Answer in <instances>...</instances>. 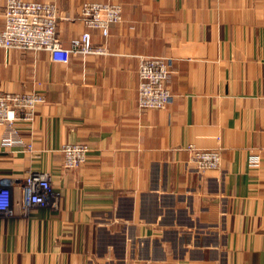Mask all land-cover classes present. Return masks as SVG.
Segmentation results:
<instances>
[{
  "label": "crops",
  "instance_id": "obj_1",
  "mask_svg": "<svg viewBox=\"0 0 264 264\" xmlns=\"http://www.w3.org/2000/svg\"><path fill=\"white\" fill-rule=\"evenodd\" d=\"M33 1L56 6L64 46L88 30L108 53L0 47V92L44 97L14 124L31 150H0V264H264V0ZM84 1L119 3L122 20L103 37ZM141 55L171 59L164 108L136 107ZM72 142L87 158L65 169ZM188 145L220 148V167H190ZM28 170L49 174L57 209L22 208Z\"/></svg>",
  "mask_w": 264,
  "mask_h": 264
},
{
  "label": "built area",
  "instance_id": "obj_2",
  "mask_svg": "<svg viewBox=\"0 0 264 264\" xmlns=\"http://www.w3.org/2000/svg\"><path fill=\"white\" fill-rule=\"evenodd\" d=\"M4 27L0 30V47L17 50H43L52 61L67 63L70 58L89 54L104 55L107 49L91 41L88 30L82 31L64 46L56 31L57 9L53 3L33 0H5ZM79 17L86 28L97 29L103 37L109 33V25L122 20V7L116 2L84 1L79 7ZM136 107L138 109L164 108L171 98L167 82L172 71L171 59L163 56L138 57ZM44 101L42 94L29 92H0V150L13 146L31 150L24 143L16 121H32L37 106ZM187 164L197 171L218 169L221 165L220 148L200 149L186 147ZM60 152L65 169H74L85 163L88 146L83 142L64 143ZM60 194L53 190L49 174L40 170H28L21 183V206L24 210L33 206L59 207ZM0 213L12 214L10 190L0 186Z\"/></svg>",
  "mask_w": 264,
  "mask_h": 264
}]
</instances>
